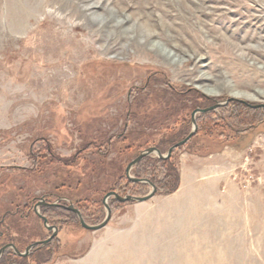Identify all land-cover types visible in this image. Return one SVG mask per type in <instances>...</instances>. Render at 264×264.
Masks as SVG:
<instances>
[{"label":"rangeland","instance_id":"rangeland-1","mask_svg":"<svg viewBox=\"0 0 264 264\" xmlns=\"http://www.w3.org/2000/svg\"><path fill=\"white\" fill-rule=\"evenodd\" d=\"M216 104L166 158L177 190L152 153V198L111 196L98 230L52 217L21 264H264V0H0V249L52 234L42 198L97 225L107 193L148 194L129 163Z\"/></svg>","mask_w":264,"mask_h":264},{"label":"water","instance_id":"water-1","mask_svg":"<svg viewBox=\"0 0 264 264\" xmlns=\"http://www.w3.org/2000/svg\"><path fill=\"white\" fill-rule=\"evenodd\" d=\"M219 105L220 104H216L215 106H212V107L195 110L192 113V117H193V121H194V129L189 133V135L185 139L179 141L178 143H176L175 145L170 147L167 154H163L157 147H149V148L141 151L137 155V157H135L129 163V165L127 166V169H126L127 177L134 182H148V183H150L152 185L153 189L148 194H146L144 196H133V195L123 196V195H120L119 193H117L116 191H111V192L107 193L106 196L104 197V204L106 205L107 211H108L107 216L101 223H99L97 225H91V224L87 223L84 220V218L81 214V211L77 207H75L71 201H70L69 205L66 206L67 209L75 212L78 215L80 223L84 228L89 229V230H98V229L105 227L109 223V221L111 220L112 210H111V207L108 203V200L111 196H114L117 200H119L121 202H128V201L129 202L130 201L143 202V201H146V200H149L150 198H152L157 192L156 185L153 184L149 179L138 178V177L132 176L131 170L133 169V167L136 166L137 164H139L143 158L151 155L152 153H157L161 159L169 158L171 156V154L173 153V151L177 147L184 145L192 136L195 135L196 130H197V125L195 123L196 114L198 112L205 113V112L211 111ZM259 106L260 105H253V107H259ZM56 204H57L56 202H49V201H46L45 198H42L35 205V212L43 219L45 226L47 227V229L49 231H52V234L48 238H46L45 240L37 241V242H34L33 244L29 245L24 252L20 251L14 243H8V244L4 245L3 247H1V249H0V260L3 256L4 252L9 248H13L17 255L26 256V255L30 254L32 249L35 248L36 246H45V245L49 244L51 242V240L58 234L59 228L56 225H50L49 224V219L47 217H45L43 214H41L39 207L42 205L51 206V205H56Z\"/></svg>","mask_w":264,"mask_h":264},{"label":"trees","instance_id":"trees-1","mask_svg":"<svg viewBox=\"0 0 264 264\" xmlns=\"http://www.w3.org/2000/svg\"><path fill=\"white\" fill-rule=\"evenodd\" d=\"M249 112L246 109L243 108H239L238 111L235 113L237 117L241 118V119H245L246 117L249 116ZM150 161L149 158L145 157L141 160V162L139 163L140 165L143 163V161ZM156 162H160L163 166V168L165 169V171L163 172L164 175L163 177H159L158 176V169H157V165L153 166L152 169L147 170H137V174L138 176H141V174L147 173L150 171V174L156 175L154 176L155 178L159 177V183L157 184L158 188H162L164 187L168 192H173L175 190H177L179 188L180 185V173L179 171L169 162V159H156ZM138 164V165H139ZM42 213L45 217H47L48 219H51L52 217H57V218H64V219H68L70 217H72L73 215H75V213L67 210L64 206L61 205H56V206H43L42 208ZM82 214L84 215L83 211ZM37 248H40L37 247ZM41 249V248H40ZM18 255H14V257H9L7 260L9 261V264H21V259L25 260L28 257L27 256H18Z\"/></svg>","mask_w":264,"mask_h":264},{"label":"bare ground","instance_id":"bare-ground-1","mask_svg":"<svg viewBox=\"0 0 264 264\" xmlns=\"http://www.w3.org/2000/svg\"><path fill=\"white\" fill-rule=\"evenodd\" d=\"M32 19V18H31ZM31 22H32V20H31ZM63 73V72H62ZM235 95H237V96H242V94H238V93H236Z\"/></svg>","mask_w":264,"mask_h":264}]
</instances>
